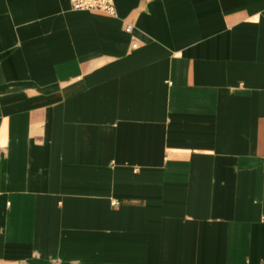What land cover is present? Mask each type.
Segmentation results:
<instances>
[{
	"label": "crops",
	"instance_id": "obj_1",
	"mask_svg": "<svg viewBox=\"0 0 264 264\" xmlns=\"http://www.w3.org/2000/svg\"><path fill=\"white\" fill-rule=\"evenodd\" d=\"M114 3L0 0V264H264V0Z\"/></svg>",
	"mask_w": 264,
	"mask_h": 264
},
{
	"label": "built area",
	"instance_id": "obj_2",
	"mask_svg": "<svg viewBox=\"0 0 264 264\" xmlns=\"http://www.w3.org/2000/svg\"><path fill=\"white\" fill-rule=\"evenodd\" d=\"M71 8L74 10H91L116 15L114 0H70ZM127 31H131L132 26H127ZM133 46H136L135 44Z\"/></svg>",
	"mask_w": 264,
	"mask_h": 264
}]
</instances>
